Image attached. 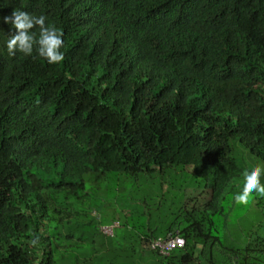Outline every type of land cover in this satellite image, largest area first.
I'll return each mask as SVG.
<instances>
[{
	"label": "trees",
	"instance_id": "obj_1",
	"mask_svg": "<svg viewBox=\"0 0 264 264\" xmlns=\"http://www.w3.org/2000/svg\"><path fill=\"white\" fill-rule=\"evenodd\" d=\"M13 9L62 30V62L9 55ZM243 150L264 165V0H0V264H264V217L227 238ZM171 169L199 192L168 226L83 244L111 223L69 208L85 184L118 176L151 211ZM171 236L183 247L149 249Z\"/></svg>",
	"mask_w": 264,
	"mask_h": 264
},
{
	"label": "rangeland",
	"instance_id": "obj_2",
	"mask_svg": "<svg viewBox=\"0 0 264 264\" xmlns=\"http://www.w3.org/2000/svg\"><path fill=\"white\" fill-rule=\"evenodd\" d=\"M244 163L246 168H251L257 164L264 166L261 162L253 160L247 156L246 152L243 150ZM178 172V173H177ZM102 184L99 185L98 190H96V185L85 184L84 191L77 194V199L72 198L69 201V208L73 211L80 213L81 210L86 208H94L91 211H96L95 214L87 213V218H91L87 221L89 225L93 222L97 226L100 223H109L110 221L118 222L119 226L115 228L112 233V238H117L118 231L129 232L130 234H140L145 233L149 229L159 230L165 228L169 225L171 221L169 215L173 214L174 203L176 207L179 206V202L186 203L187 200L193 198L199 189L193 186L191 180V171H177L174 169L166 171L164 174L156 173L155 177L152 178L151 182H147V188H155L152 190L156 195L152 198L150 203H147L151 207V211L140 201V193L135 194L129 189L128 181L113 175H108L104 178ZM171 183V188L170 184ZM261 183H264V175L261 176ZM162 184L161 188L158 190V186ZM234 189L239 192L242 190L243 183L236 182L232 184ZM146 187V186H145ZM157 188V189H156ZM146 192V190L144 191ZM147 193V192H146ZM256 194H254V197ZM233 196L231 199L233 200ZM180 197H183L180 198ZM204 197V196H202ZM205 198V197H204ZM150 204V205H149ZM156 205V206H154ZM227 210L231 213L228 219V226L232 228V236L227 237L228 240L235 241L236 239L241 241L243 238L242 231L250 229H255L256 224L259 223L260 219L264 217V211L257 210L255 208V201L252 200L249 204H236L234 200L228 205ZM150 214V217L147 214ZM93 217H91V216ZM76 218V214H75ZM86 218V219H87ZM234 218H237L233 220ZM100 226L97 227L98 233H89V236L84 237L83 244L90 243L92 245V250L94 254L100 253L101 251L106 252V250H115L116 245L108 242V238L100 234ZM82 229V226H80ZM117 229V230H116ZM160 229V230H161ZM121 233V234H122ZM120 234V235H121ZM125 234V233H124ZM109 238V239H112ZM228 240H226L228 242ZM199 247L196 248L194 255H197Z\"/></svg>",
	"mask_w": 264,
	"mask_h": 264
},
{
	"label": "clouds",
	"instance_id": "obj_3",
	"mask_svg": "<svg viewBox=\"0 0 264 264\" xmlns=\"http://www.w3.org/2000/svg\"><path fill=\"white\" fill-rule=\"evenodd\" d=\"M44 15H35L19 9H13L10 16L3 18V23L11 24L16 30L14 35L7 38V51L9 55L15 56L21 53L24 56L36 54L46 60L49 64H59L64 60L63 32L54 24L47 23ZM35 29V31H33ZM264 175V166L259 164L251 168H245L241 173L243 177L242 190L233 196L236 204H249L253 194L264 197V183L261 176ZM39 242L38 236L27 243L35 247Z\"/></svg>",
	"mask_w": 264,
	"mask_h": 264
},
{
	"label": "built area",
	"instance_id": "obj_4",
	"mask_svg": "<svg viewBox=\"0 0 264 264\" xmlns=\"http://www.w3.org/2000/svg\"><path fill=\"white\" fill-rule=\"evenodd\" d=\"M94 214V213H93ZM118 226V222H111L100 226V233L106 237H111L114 229ZM183 247V240L178 236L166 238H156L149 243V249L158 255L167 256L172 250Z\"/></svg>",
	"mask_w": 264,
	"mask_h": 264
}]
</instances>
